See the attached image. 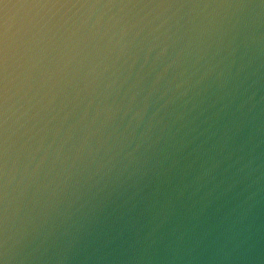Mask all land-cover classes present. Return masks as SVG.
<instances>
[{"label":"water","instance_id":"1","mask_svg":"<svg viewBox=\"0 0 264 264\" xmlns=\"http://www.w3.org/2000/svg\"><path fill=\"white\" fill-rule=\"evenodd\" d=\"M0 264H264V0H0Z\"/></svg>","mask_w":264,"mask_h":264}]
</instances>
